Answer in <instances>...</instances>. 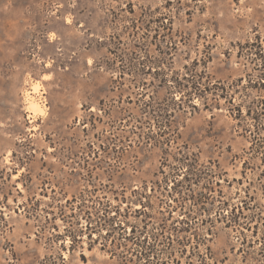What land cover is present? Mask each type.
Listing matches in <instances>:
<instances>
[{
    "label": "rangeland",
    "instance_id": "rangeland-1",
    "mask_svg": "<svg viewBox=\"0 0 264 264\" xmlns=\"http://www.w3.org/2000/svg\"><path fill=\"white\" fill-rule=\"evenodd\" d=\"M257 42L264 0H0V264H264Z\"/></svg>",
    "mask_w": 264,
    "mask_h": 264
},
{
    "label": "trees",
    "instance_id": "trees-1",
    "mask_svg": "<svg viewBox=\"0 0 264 264\" xmlns=\"http://www.w3.org/2000/svg\"><path fill=\"white\" fill-rule=\"evenodd\" d=\"M252 45L254 46V48H255V54H256V56H259L260 57V61H261V64H263L262 66H264V45H262L260 42H257V43H252ZM194 91L196 92V89H194ZM262 112H264V107H261V108H259V109H256V110H254V109H247L246 110V115H248V116H251L254 120H256V121H258L259 120V118H260V115L262 114ZM237 114H239V116L242 114L241 112H239V113H237ZM166 125V123H164V124H162V126L161 125H158V127H159V130H160V134H164L165 133V128H163L164 126ZM262 130V132H261V135L262 136H260V131ZM256 133L257 134H259V135H257V136H254V137H261L262 138V140H264V124H262L261 126H259V128H258V126H257V129H256ZM244 163L246 164V162L244 161ZM138 201H139V203H140V207H138V208H134L133 209V211H136V212H142V211H145V209H144V207H145V205H144V202L143 201H141V199H138ZM127 207V210H128V208L130 207L129 205H127L126 206ZM117 210V209H116ZM234 212V209H231V212ZM116 212H119V211H116ZM238 212H242V211H238ZM231 220H233V222H238V219H237V217H236V215L234 214L233 216H232V219ZM182 221H183V219H182ZM163 224H164V222H163ZM186 224H187V226L186 227H184L183 228V230H187V229H190V226L188 225V222H186ZM99 226V228H101V223L98 225ZM163 227H165V225H163ZM143 229H145V230H142L141 232H145L146 231V224H144L143 225ZM131 232H132V235H134V232H135V227L134 226H132L131 227ZM208 230H210V229H208ZM140 232V233H141ZM209 233H211V232H209ZM146 237H148V236H144L143 237V239L142 240H145L146 239ZM134 238V237H133ZM137 239V238H136ZM135 239V240H136ZM205 240H206V237L204 236V237H201V236H198V234H196V238H195V240H194V242L191 244V248H192V251L194 252V249H196L195 250V253H196V255L197 256H199L200 257V261L202 262V261H205V258H203L204 256H200L199 255V247H200V245L201 244H205ZM187 240L185 239V241L184 240H178V242L181 244V243H184V242H186ZM136 242V241H135ZM150 248V247H149ZM146 255V254H145ZM148 255V254H147ZM190 262V261H189Z\"/></svg>",
    "mask_w": 264,
    "mask_h": 264
},
{
    "label": "bare ground",
    "instance_id": "bare-ground-1",
    "mask_svg": "<svg viewBox=\"0 0 264 264\" xmlns=\"http://www.w3.org/2000/svg\"><path fill=\"white\" fill-rule=\"evenodd\" d=\"M35 90V87L33 89V91ZM28 108H29V111L31 113H42V106L40 105V103H38V101H36L35 99H30L28 100Z\"/></svg>",
    "mask_w": 264,
    "mask_h": 264
}]
</instances>
